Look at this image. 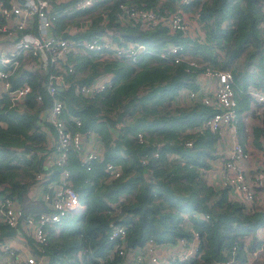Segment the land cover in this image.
I'll use <instances>...</instances> for the list:
<instances>
[{
  "label": "trees",
  "instance_id": "16d2710c",
  "mask_svg": "<svg viewBox=\"0 0 264 264\" xmlns=\"http://www.w3.org/2000/svg\"><path fill=\"white\" fill-rule=\"evenodd\" d=\"M74 1L52 4L60 10ZM119 1L159 10L174 8L173 0H98L69 13L60 10L52 21L58 36L106 35L117 44L139 41L147 47L134 63L100 56L90 49L66 54L72 69L65 72L68 83L60 92L62 114L76 116L80 131L96 133L102 155L90 160L87 168L77 151L69 148L64 166L83 207L47 225L46 242L39 247L27 237L31 252L46 256L39 264H110L117 259L106 256L113 243L107 238L111 224L125 225L128 246L148 238L173 242L179 236H190L182 223L183 214L188 213L191 226L198 231V256L170 264H215L230 255L231 264H243L247 252L263 241L257 242L256 235L264 223V206L231 199L226 187L215 189L204 181L202 169L216 150V133L195 126L212 108L188 97L185 103L176 104L174 95L181 87L197 88L196 71L204 64L229 69L236 95L235 123L241 133L243 125L237 121L249 104L246 87L264 89L263 0H189L184 8L196 10V19L206 33L204 39L169 34L159 24L145 28L122 25L115 20ZM171 39L183 41L186 53L200 65L184 59L174 62L172 53L159 55ZM188 40L191 43L187 45ZM105 71L112 73L110 86L90 96L74 91L75 83L88 82ZM44 77V71L27 69L21 63L8 78L12 85L26 80L30 91L19 106H10L3 93L0 97V194L15 196L23 212L49 209L42 200L29 198L27 189L37 181V172L53 178L58 169L45 154V128L51 132L54 128L39 117L40 109L50 102L42 84ZM250 110L253 114V108ZM260 118L262 124L253 125L254 136L264 130V109ZM66 123L71 128L74 125L68 117ZM187 139L190 144L185 145ZM155 149L157 155L152 154ZM108 161L120 168L117 176L109 177L104 170ZM45 177L38 183L43 188ZM16 228L22 232L19 225L0 222V238L15 234ZM245 235L250 237L247 244Z\"/></svg>",
  "mask_w": 264,
  "mask_h": 264
},
{
  "label": "built area",
  "instance_id": "2783aa9c",
  "mask_svg": "<svg viewBox=\"0 0 264 264\" xmlns=\"http://www.w3.org/2000/svg\"><path fill=\"white\" fill-rule=\"evenodd\" d=\"M57 1L60 0H6L5 2L0 0V17L3 19L0 21V36L12 45L8 50L0 48V97L3 93L10 106H19L30 91L31 86L26 80L12 85L8 78L21 63L22 66L24 63L27 64L29 69L44 71L42 84L50 97V102L40 109L39 117L42 121L51 124L55 131L49 159L58 166L56 174L53 178H49L44 176V172L39 171L34 175L37 181L30 184L35 189L32 198L42 200L49 209L23 212L15 196L0 194V222L10 226L20 225L24 231L23 235L29 237L35 247L46 242L47 225L58 222L68 212L80 209L81 203L72 187L69 169L64 166L69 148L77 151L80 162L87 168L90 160H98L102 155L101 148L95 146L96 143L100 144L96 133L92 130L80 131L77 128L80 120L76 116L62 114L63 101L60 92L68 83L64 74L72 69V65L65 60L66 54L77 49H90L95 50L100 56L123 58L126 62L134 63L147 47L145 43L139 41L117 44L106 35L80 39L58 36L52 30V21L60 10L69 13L72 9L86 7L98 0H75L73 4L64 6L60 10L54 8L52 4ZM188 1L173 0L174 8L171 10H159L158 7L119 1L115 10V20L122 25H137L140 28L159 24L169 34L179 32L180 36L193 39L197 37V33L191 27L190 9L184 8V4ZM192 12L196 17V10ZM186 43L188 45L191 41L188 40ZM163 47L159 55L166 56L172 53L174 62L184 59L188 64L200 65L186 53L187 47L183 41L171 39ZM202 76L215 79V87L211 91L199 88L185 89L188 98L199 100L212 108V111L195 128L205 127L216 133L213 144L215 147L219 145L220 148L217 153L219 185L226 187V191L228 190L233 197L229 196L231 199L250 205L258 194L264 197V131L260 134L259 152L254 159L250 147L235 136L237 108L231 71L204 64L199 71H196L197 78ZM111 77L112 73L106 71L88 82L75 83L73 89L81 95L90 96L110 86ZM245 92L250 96V106L254 108L256 114H260L264 109V89L248 86ZM36 97L40 98V94L38 93ZM67 117L74 123L72 128L66 123ZM225 132L231 137L229 145L219 141ZM137 135L139 136L140 133L137 132ZM85 141H89L90 145L85 146ZM184 144H190V140H185ZM152 154L157 155V150H153ZM165 155L172 154L165 151ZM246 159H251L254 164L252 176L247 174L243 166ZM140 160L141 163H145V158ZM103 168L109 177L117 176L120 171V168L110 161L106 162ZM42 177H45L46 181L44 188L38 184ZM187 214H183L182 223L190 231V236L188 238L179 236L173 242H155L148 238L142 244L128 246L124 239L125 225L120 222L111 224L107 238L113 243L108 248L106 256L117 259L112 260L110 264H170L173 260L197 257L198 231L191 226ZM192 214L200 215V212L193 211ZM204 216L207 214L205 213ZM162 246H170V251L160 254L158 249ZM234 247L233 245L231 247L232 253ZM263 253L264 239L247 252L243 264H257L254 259L259 258ZM43 257L25 251L5 237L0 238V264H39L43 261ZM232 261L233 256L230 255L219 264H231ZM259 264H264V255L261 256Z\"/></svg>",
  "mask_w": 264,
  "mask_h": 264
},
{
  "label": "crops",
  "instance_id": "0c3cea01",
  "mask_svg": "<svg viewBox=\"0 0 264 264\" xmlns=\"http://www.w3.org/2000/svg\"><path fill=\"white\" fill-rule=\"evenodd\" d=\"M263 5H264V0H263ZM192 11L193 10H189V18H190L191 27H192V30L195 33H198V32H200V29H201L200 26L201 25H200L199 21L196 19L195 15H194V13ZM2 20L3 19L0 17V21H2ZM196 30H198V31H196ZM11 47H12L11 43L8 40H6L4 37L0 36V48H2L4 50H8ZM23 65H24L25 68L29 69L27 64L24 63ZM196 80H197V88H199L200 90L208 89L209 91H211L215 87V83L216 82H215L214 78H207V77H203L202 76L201 78H197L196 77ZM185 89H186L185 87H181L175 93L174 102L176 104L185 103L188 100V98L186 96V93H185L186 92ZM250 101H251V99H249V101H248L249 104L247 105V107L242 108V110L240 111V114H239L240 115V120H242L241 119V115L243 116V115H246V114L250 113V111H251L250 108H253L252 106H250V104H251ZM253 111L254 112H253L252 116H253L254 119H252V121H251V126L254 125V126L257 127V126L262 124V119L260 118V114H256L255 113L254 108H253ZM242 125L243 126H242L241 133H243L244 135L241 136V133H239L237 131L235 136H236V138L239 141L245 143L246 145H248L250 147L251 151L254 154V159H255L257 153L259 152V137H260V134L262 132L254 136L255 132H253L254 130H252L251 128L249 129V125H247L245 123H242ZM45 133H46L45 144H46V148L48 149V150H46L45 154H46V156L50 157L51 152H52V145H53V141H54V131L51 132L48 128H45ZM230 138H231L230 134L228 132H225L219 138V141L221 143L229 145ZM84 144H85V146H89L90 142L89 141H85ZM95 146L97 148H101V152H102L101 143L100 144L96 143ZM216 148L217 149L214 151V155L211 156L208 159L209 160V165L207 167L203 168V171H202V177H203L204 181L207 184L211 185L212 188H215V189L216 188H220V185H219V182H218V179H219V162H218V158H217V153H218V151L220 149L219 145H217ZM243 166H244L247 174L252 176V174L254 172V168H253L254 164H253L252 160L251 159H246L243 162ZM31 185H29V187L27 189V196L29 198H32L33 197V193H34V191H33L34 186L31 187ZM227 195L230 196L231 198H233L231 193H229L228 190H227ZM252 203L257 208H259L260 206H264V197L261 194H258L255 197V199H253ZM20 228H21L22 232L18 228H16V233L15 234L8 235V236H3V237L7 238L10 242H12L14 244L21 246L25 251L28 250V251L31 252V247L28 244V240H26L27 236L23 235L24 231H23L21 226H20ZM261 231L264 232V223L257 229V235H256L257 240L264 238V236L259 235ZM170 248H171L170 246H167V247L166 246H162V247H160L158 249V252L160 254H165L167 251H170L169 250ZM262 255H264V253ZM261 256L259 258H255L254 259V261L257 262V264L260 263ZM45 258H46V256H45ZM126 261L128 262L127 259H126ZM215 264H219V263H215Z\"/></svg>",
  "mask_w": 264,
  "mask_h": 264
},
{
  "label": "rangeland",
  "instance_id": "374dc122",
  "mask_svg": "<svg viewBox=\"0 0 264 264\" xmlns=\"http://www.w3.org/2000/svg\"><path fill=\"white\" fill-rule=\"evenodd\" d=\"M201 27V29H200V32H198L197 34H196V36L197 37H200L201 39H204L205 38V36H206V33H205V31H204V28H202V26H200ZM70 28H72V27H70ZM196 31H198V30H196ZM221 54V52H220V50H218V55H220ZM193 59H195V58H193ZM217 59H219V57H217ZM206 63V62H205ZM106 72V71H105ZM102 73H104V72H102ZM102 73H100V74H102ZM253 114H250V113H248V114H246V115H241V119L242 120H238L237 122L238 123H245V124H247V125H249V129L251 128L252 130H253V126H251V121H252V119H254L253 118V116H252ZM83 207V205L82 204H80V208H82ZM57 229V228H56ZM264 232L263 231H261L260 232V234L259 235H262V236H264V234H263ZM249 235H245V237H244V239H245V242H246V244L248 243V240H249ZM264 238H262V239H260V240H263ZM260 240H258L257 242H260Z\"/></svg>",
  "mask_w": 264,
  "mask_h": 264
},
{
  "label": "water",
  "instance_id": "95a60500",
  "mask_svg": "<svg viewBox=\"0 0 264 264\" xmlns=\"http://www.w3.org/2000/svg\"><path fill=\"white\" fill-rule=\"evenodd\" d=\"M145 169V168H144Z\"/></svg>",
  "mask_w": 264,
  "mask_h": 264
}]
</instances>
